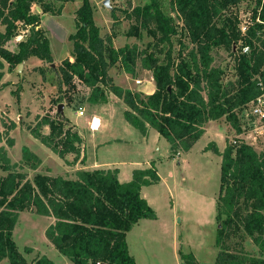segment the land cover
<instances>
[{
    "label": "trees",
    "instance_id": "1",
    "mask_svg": "<svg viewBox=\"0 0 264 264\" xmlns=\"http://www.w3.org/2000/svg\"><path fill=\"white\" fill-rule=\"evenodd\" d=\"M153 1L136 13L133 18L138 27H132L128 34L136 37L145 29L157 39L158 46L170 44L177 28L158 1ZM247 1L251 0H172V8L181 17L193 45L187 57L179 53L177 62L171 48L163 61L154 51L140 50L137 45L115 48L112 38L101 37L91 4L84 0L77 11V33L70 36L73 61L64 60L59 69L60 91L70 96L61 98L57 107L64 101L72 102L76 82L91 90V104H105L113 94L127 107V123L144 137L150 129L156 130L174 154L192 150L209 122L225 118L232 126L238 136L233 144L223 152L216 143L205 148L222 159L216 205L217 245L221 251L214 264H264L263 258L228 248L234 236L244 233L264 253V147L257 152L240 138L244 130L239 118L242 108L264 95V0H256L254 23L245 33L234 19H227L221 27L216 23L227 8ZM36 6L44 13L54 12L45 0H0V25L5 27L0 34V57L10 67L16 68L30 58L54 61L49 40L40 28L41 17L34 13ZM54 14L61 15V9ZM21 27L29 37L19 43L17 53H11L4 46ZM240 41L250 52L236 57L238 79L225 87L224 71L213 65L212 51L234 48ZM138 61L143 70L153 74L156 90L151 95L125 89L110 75V70L120 64L127 74L136 77ZM44 126H49V135L42 133ZM16 128L15 123L6 125V133ZM27 130L59 158L75 155L70 164L83 156V139L63 115L48 113L38 117L35 125H27ZM4 135L0 134V143ZM7 144L13 147L14 140L7 139ZM22 154V163L13 164L5 147H0L1 170L6 173L0 178V264L4 260L9 264H54L47 256L29 263L19 251L14 231L24 212L54 220L45 236L73 264H136L129 252L127 234L140 220L158 218L141 196L143 187L157 185L161 180L154 163L149 169L135 170L129 183L119 181L118 169L81 170L75 179L37 174L30 181L21 169L25 165L36 171L42 161L28 147ZM85 161L86 155L81 162ZM26 252L32 253L33 249L26 248ZM180 256L184 264H197L192 255L180 252Z\"/></svg>",
    "mask_w": 264,
    "mask_h": 264
},
{
    "label": "rangeland",
    "instance_id": "2",
    "mask_svg": "<svg viewBox=\"0 0 264 264\" xmlns=\"http://www.w3.org/2000/svg\"><path fill=\"white\" fill-rule=\"evenodd\" d=\"M83 1L84 0H74L67 2L65 0H45V3L53 9V13H44L43 9L39 6H36L34 9L40 13L38 14L41 17L40 28L44 36L49 40L51 53L54 58L53 63H48L38 58H30L22 63L23 69L21 76V73L17 71L20 64L16 68L10 67V65L0 57V62L2 61V64L4 63L5 66H3L6 71L11 73L12 81L16 82V84H12V82L4 85L0 84V95L3 97V101L7 103L11 100L12 106L10 108L14 107L13 109L15 112L12 118L15 119L17 126L19 124L21 126L20 135L25 133L24 135L27 136L25 132L27 125H29V123L35 125L38 117L41 118L46 115H43L41 110L47 107H41L40 98H45L44 95L48 94L50 91V84L59 87L56 95H54V93L50 95V103L53 105L51 109L55 110V114L58 113V107L56 105L58 101H60L61 98L70 96H68L65 91H60L59 69L64 60L72 58L73 41L70 40V36L77 33V11L83 6ZM110 1L112 10L105 7V0H89L93 10L94 22L100 28L101 37L105 40L112 38L115 48L137 45L140 50H147L148 52L154 51L161 61L165 59V53L170 48L177 62L179 61V53L181 51L183 55L187 57L193 45L184 28L181 17L172 8V0H156L166 17L172 19L177 28V34L172 37L171 43L160 44L159 46L157 39L149 35L145 29H141L139 35L136 37L129 36L128 34L132 27H138L133 17L139 10L151 5L154 2L153 0ZM59 9H61V15H55L54 13ZM256 9V0L247 1L238 7L227 8L222 16L217 19L216 23L221 27L227 19L231 18L236 20L239 30L245 27H251L254 23L253 16ZM43 15H45V17L42 19ZM4 32L5 27L0 25V34ZM28 37L29 33L27 30L21 27L17 36L7 42L4 47L11 53H17L19 51V43L26 41ZM243 46L244 44L240 41L234 45V48L226 49L224 47H219L214 48L212 51V55L215 59L213 65L224 71L222 83L225 87H230L231 84H235L238 79L236 57L242 53ZM1 47L3 46L0 45V48ZM160 50L163 52L159 53ZM42 65L43 67L41 70H39V68H34V66L39 67ZM113 68L116 69L114 72L115 75L116 72L123 70L120 64ZM138 69H142L140 61H138ZM39 73H42L41 75L44 76V83L35 78V75ZM48 74L50 80L46 82V75ZM139 74H141V79L144 81L145 88H147V80H151L150 74H146L145 72ZM21 77L23 80H21ZM116 79L122 82L118 75H116ZM76 84L77 90L72 94H77L76 97L78 100L82 99L85 101L88 91L85 90V87H83L84 84L81 82H76ZM78 84H80V86H78ZM123 84L126 85L125 83ZM7 87L11 88V92L5 90ZM22 95L24 97L21 102ZM5 99H8V101ZM54 100H56V102H53ZM20 102L22 108L17 112L16 108ZM44 103H47V101L44 100L43 104ZM0 104V108H3V112H0V130L1 126H3L4 132L2 135L5 133L2 143L5 142L7 146V139L12 138L10 136L11 132L9 131L6 133L5 127L14 122L10 119L8 106H5L6 104L3 105L2 102ZM67 104H69V106L71 105V103ZM121 105L125 107L122 101ZM120 109H122L121 106L120 108L119 106L116 107L118 114L122 112ZM69 112L71 113V109ZM73 112L74 111H72V113ZM5 113L9 116H6ZM122 113L124 115V112ZM239 118L244 130V134L240 138H243L247 143H254V145H252L256 151L262 152L264 147V120L252 114L250 104L239 111ZM28 119H30V121H28ZM261 132L263 134H261ZM205 134L206 136L202 138L193 149L191 157L186 158V160L182 158L183 163H189L182 172L189 179L188 184L190 188L187 193L185 190L183 191L182 199L181 201L179 200L180 203L177 200L179 203L176 209L178 216H176V214L173 216L166 208L161 209L162 219L159 226L150 228L153 233L155 232L158 234L159 240L152 241L144 247L143 251L146 260L139 257L140 259L138 258V260L141 264H182L180 262V252L185 255L194 256L197 260V264H214L221 251V248L217 245L219 224L216 220V205L220 190L222 159L212 152L202 151V148L208 146L210 143H216L219 150L223 152L230 143L233 144V141L237 140V136L235 130L225 118L217 122L206 124ZM20 135L19 133L16 134L18 146L25 145L26 143L24 142L27 141V139ZM27 137H30V134ZM12 158L16 160L15 151L12 153ZM42 158L45 162L48 160L43 155ZM21 171L27 173L29 180L33 181L38 172L46 173L49 171L53 172L54 175H67L66 171L70 173L72 169L67 168L59 158H54L52 161H47L40 171H33L25 165ZM5 175L6 173L1 170L0 164V178ZM53 222V219L38 216L33 213H21L20 221L14 231V239L19 251L29 263H33L39 256L43 255L47 256L55 264H71L65 256L49 243L45 236L46 229ZM131 246L132 250H139V243L134 241V237L131 238ZM26 248H32L33 252L27 253ZM228 248L239 254H247L251 257L264 259V253H262L259 247L244 233L234 236L228 243ZM1 264H9V262L5 260Z\"/></svg>",
    "mask_w": 264,
    "mask_h": 264
},
{
    "label": "crops",
    "instance_id": "3",
    "mask_svg": "<svg viewBox=\"0 0 264 264\" xmlns=\"http://www.w3.org/2000/svg\"><path fill=\"white\" fill-rule=\"evenodd\" d=\"M34 13L40 14L35 10ZM44 17L45 15L42 16V19ZM4 66L2 69H0V84L4 85L8 84L9 82H12V84H16V82L12 81L13 79L11 78V73L7 72ZM42 67L43 65L39 67L34 66V68H39V70H41ZM115 71V68H112L110 71L114 82L120 86H123V88L125 89H130L135 92H141L146 95H151L156 90L153 74L149 71L138 69L136 77H132L124 70L118 71L116 72V75L119 76L122 82L116 79V75L114 74ZM141 72L150 74L149 76L151 77V80H147V88H145L144 81L141 79V74H139ZM41 74L42 73L35 75V78L38 81L44 83V76ZM21 80H23L22 77ZM46 80V82L50 80L49 74L46 75ZM137 81H141V84H137ZM123 83H125L126 85H124ZM78 86H80V84H78ZM83 87H85V90L88 91L85 101L82 99L78 100V98L76 97L77 94H71V105L69 106L66 101H64L63 103H65L64 117L70 121V124L74 127V131H76L83 139V156L86 155V161L84 163L81 162L83 156L79 161H77L76 164H70L74 162L75 159V155L73 154L66 156L65 159L59 158L52 152L51 149L34 138L27 129L25 130V132L27 133V136H29L30 134V137L25 136V133H22L20 135V124L15 130L11 131L10 134L11 138L14 140V146L9 147L8 145L6 146L5 142H1L0 147H5L13 164H20V162H22V150L24 147H28L42 161V164L38 169L39 171L42 167H44L47 161H52L54 160V158H59V160H61V162H63V164L67 168L72 169V173H68L66 171L67 175H54L53 172L48 171L46 173L38 172L37 174H46L54 177L62 176L68 179H75L76 173L81 170L94 171L99 169H118L119 181L121 183H129L133 179V173L135 170L149 169L151 168L152 163H154L161 180L157 185L143 187L141 190V196L156 212L158 218L156 220H140L134 226L132 231L127 234V243L130 255L135 259L136 264H141V262L138 260L139 257H141L143 260H146L143 251L144 247L152 241L159 240L158 234H156L155 232L153 233L150 228L159 226V223L162 219L161 209L166 208L171 214H173V216H175V214L176 216H178V214L176 213V209L177 205L180 203L179 200L181 201L182 199L183 191L185 190L187 193L190 188V185L188 184L189 179L182 172V170L186 168L189 163H183L182 158L183 160H186V158L191 157L193 149L198 145L200 141L188 153L174 154L171 150L170 144L162 136H160V134L156 130L150 129L148 136L144 137L136 128L127 123L122 113L126 111L127 107L125 106V108L123 105H121V99L117 98L113 94H110L107 103L91 104L88 102L91 90L85 85H83ZM58 88L59 87L52 86L50 84V91L48 92V94L44 95L45 98L39 97L41 99V107H47L46 109L41 110L43 115L47 113L55 114V110L51 109L53 108V105H51L50 103V95L53 93L54 95H56V93H58ZM10 89V87H7V89L5 90H9V92H11ZM63 89L65 90V88ZM23 95L20 100L21 102L23 101ZM3 100V97L0 95V103L2 102L3 105L6 104L5 106H8L10 119L15 124H17L15 119L12 118L15 112L13 109L14 107L10 108L12 106L11 100L8 101V99H5L9 103ZM44 100H46L47 103L43 104ZM21 102L19 104L20 106L18 105L16 108L17 112L20 108H22ZM117 106H119V108L120 106L122 107V109H120L122 111L121 114H118V112L116 111ZM70 109L71 113L69 112ZM72 111L74 112L72 113ZM0 112H3V108H0ZM81 112L83 113V115L80 114ZM5 115L9 116L6 113ZM28 121H30V119H28ZM213 122L217 121H212L209 123ZM96 124L98 127H96ZM3 132L4 128L3 126H1L0 134H2ZM17 133H19L21 137L27 139V141L24 142L26 143L25 145L18 146V142L16 139ZM42 133L44 135H49V126H44L42 128ZM205 136L206 134H204L202 138H204ZM206 147L207 146L203 147L202 151H205ZM14 151L16 152V160L12 158V153ZM42 155L48 159L46 162L42 158ZM177 200L179 203L177 202ZM132 237H134V241H137L139 243L140 247L138 251L132 250ZM180 262L183 264V261L181 259ZM71 264L73 263L71 262Z\"/></svg>",
    "mask_w": 264,
    "mask_h": 264
},
{
    "label": "built area",
    "instance_id": "4",
    "mask_svg": "<svg viewBox=\"0 0 264 264\" xmlns=\"http://www.w3.org/2000/svg\"><path fill=\"white\" fill-rule=\"evenodd\" d=\"M246 30H247V28L245 27L241 31L243 33H245ZM249 52H250L249 47L243 48V51H242L243 54H248ZM137 84H141V81H137ZM250 105H251V109H252V114L257 116V117H260L262 120H264V95L257 98L255 101L251 102ZM80 114L83 115L82 112ZM261 134H263V133L261 132ZM252 144L254 145V143H252Z\"/></svg>",
    "mask_w": 264,
    "mask_h": 264
},
{
    "label": "water",
    "instance_id": "5",
    "mask_svg": "<svg viewBox=\"0 0 264 264\" xmlns=\"http://www.w3.org/2000/svg\"><path fill=\"white\" fill-rule=\"evenodd\" d=\"M110 2H111L110 0H105L104 5H105L106 8L112 10V7L110 6ZM53 67H54V65H53ZM22 69H23V65L20 64V65L18 66V68H17V71H18L19 73H21V76H22ZM58 114L64 116V104H60V105L58 106Z\"/></svg>",
    "mask_w": 264,
    "mask_h": 264
},
{
    "label": "bare ground",
    "instance_id": "6",
    "mask_svg": "<svg viewBox=\"0 0 264 264\" xmlns=\"http://www.w3.org/2000/svg\"><path fill=\"white\" fill-rule=\"evenodd\" d=\"M96 127H98L97 124H96Z\"/></svg>",
    "mask_w": 264,
    "mask_h": 264
}]
</instances>
